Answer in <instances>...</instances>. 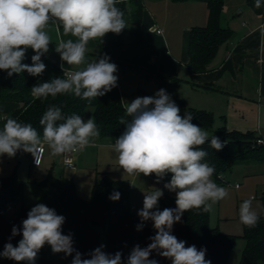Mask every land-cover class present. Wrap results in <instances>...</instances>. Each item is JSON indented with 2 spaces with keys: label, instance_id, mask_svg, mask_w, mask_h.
<instances>
[{
  "label": "clouds",
  "instance_id": "1",
  "mask_svg": "<svg viewBox=\"0 0 264 264\" xmlns=\"http://www.w3.org/2000/svg\"><path fill=\"white\" fill-rule=\"evenodd\" d=\"M118 3L120 0H0V70H6L9 77L25 71L32 76L42 74L46 65L41 57L49 51L52 42L46 29L55 26L59 33L62 26L65 35L77 39L60 40L55 51L62 61L78 70L62 66L65 78L35 85L31 95L35 99H47L72 93L87 100L105 95L117 84V65L110 63L106 55L93 61H86L85 57L90 40L101 39L107 33L120 34L127 27ZM255 6L261 7V0H255ZM260 31L264 36V26ZM29 48L35 52L31 65L22 63ZM124 108L126 116L119 123L125 124L126 129L110 145L117 154L119 167L129 175L154 174L157 183L171 173L164 188L176 194V207L160 211L158 201L163 191L155 188L145 192L138 215L143 221H153L156 234L149 238L151 243L147 247L134 246L126 264H158L155 259H149L153 250L171 264H211L205 259L206 249L186 247L185 241L171 234L173 224L180 222L184 212L193 209L210 212L214 204L228 196L227 189L213 181L215 168L205 162L208 152L200 148L209 141L208 132L191 122L190 112L182 117L164 89L155 96L137 97L124 104ZM39 123L43 126L42 139L30 123L7 119L0 130V155L14 156L22 150L31 153L37 162L43 143L56 156L80 152L100 136L93 118L85 121L77 114L65 117L55 105L48 107ZM210 147L219 151L223 144L212 136ZM109 198L119 200L120 193L114 192ZM252 199L244 200L239 207L240 222L248 228L256 227L259 221ZM64 221L54 209L36 204L22 221V229L12 228V236L22 231L18 246L5 244L0 256L34 264L37 253L47 243L53 253L63 252L66 256L75 253L71 264H124L121 252L110 255L103 250L104 245L90 252V258H83L73 247L71 234H62Z\"/></svg>",
  "mask_w": 264,
  "mask_h": 264
},
{
  "label": "trees",
  "instance_id": "2",
  "mask_svg": "<svg viewBox=\"0 0 264 264\" xmlns=\"http://www.w3.org/2000/svg\"><path fill=\"white\" fill-rule=\"evenodd\" d=\"M174 1L203 2L208 7V23L205 26L194 27L190 31L189 59L186 64L191 74L205 73L210 70L220 47L233 35L230 28L221 26L225 0ZM246 3L255 14L264 16V0H261L259 8L255 6V0H246ZM117 7L124 12L127 27L120 34L107 33L103 38L95 39L98 48L106 46L140 47L143 41L145 0H120ZM33 55L35 52L29 48L22 63L31 65ZM41 60L46 65V69L38 76H32L25 71L20 74L14 73L9 77L6 70H0V102L20 105L11 113L10 118L22 124L30 123L42 139L43 126L39 121L49 106L59 107L65 117L77 114L84 120L87 110L93 108L94 121L101 138L116 140L122 135L126 125L119 121L121 117L126 116L125 103L117 84L105 95L90 100L76 97L72 93L57 94L56 97L49 96L47 99H35L31 95L33 86L50 82L54 78H65L57 60L53 62L47 54L42 56ZM109 62L120 64L117 61L109 60ZM149 74L160 83V89L166 90L170 95L179 107L182 117L190 112L193 124L207 131L214 130L215 119L212 113L189 108L182 99L175 96L174 90L180 83V78L152 72ZM213 132L212 136L218 137L223 144L222 149L217 151L210 147L212 136L200 148L208 152L205 162L214 166L213 176L217 185L228 184L223 175L236 164H264V145L256 144V141L262 138L256 132L229 131L225 127ZM171 175V173L166 174L162 180L170 181ZM149 176L157 180L154 174ZM37 185L48 207L65 218L62 228L66 235L71 234L75 241L74 248L83 255V258H90L88 254L100 247L99 230L102 227H107L108 230L107 253L114 255L116 252H121L124 264L134 246L147 247L151 243L149 238L156 234L154 227L146 225L131 211V185L127 181L114 179L107 174L102 175L95 181L90 199H84L78 195L73 180L52 174L38 182ZM24 188V181L19 179L15 173L0 177V252H3L5 244L10 242L13 246H18L22 239V231L21 234L12 236V228L16 226L22 229V221L27 218L29 211L23 209L11 220L7 217V211L23 196ZM114 192L120 193L119 200L113 201L109 198ZM175 200L176 197L163 194L159 199L158 209L162 211L164 208H175ZM261 201L263 208L258 214L259 221L256 227L248 228L243 225L246 247L240 264H264V193ZM210 223V212L193 209L184 212L180 222L173 224L171 234L180 241L188 240L190 245H195L198 250L206 249L205 259L211 261V264H227L238 237L225 234L219 228H212ZM48 249L49 245L46 243L37 253L34 264H55L48 258ZM74 255L75 253L70 256L71 261ZM149 259H155L158 264H171L169 259L159 255L156 250L152 251ZM5 262L6 264H29L28 261L16 262L8 258H5Z\"/></svg>",
  "mask_w": 264,
  "mask_h": 264
},
{
  "label": "crops",
  "instance_id": "3",
  "mask_svg": "<svg viewBox=\"0 0 264 264\" xmlns=\"http://www.w3.org/2000/svg\"><path fill=\"white\" fill-rule=\"evenodd\" d=\"M246 7H248L246 0H225L221 26L230 28L233 35L220 47L210 70L205 73L191 74L186 66L189 59L188 47L191 29L205 26L208 23L209 10L203 2L150 0L147 5L145 1L142 25L143 41L140 47L106 46L99 49L96 40H90L87 52L92 53L98 59L106 55L110 61L120 62V64H115L117 69L119 67L129 70L137 69L142 79H144V71H147L148 77H154L149 72L177 76L181 81L175 88L174 94L177 98L182 99L187 107L212 113L215 119L214 126L218 120V129L225 127L229 131L256 132L264 139V36L260 31L261 26H264V16L257 15L249 7V9ZM240 9H243V12L241 15H237ZM46 31L52 40L46 54L53 55L61 68L63 66L71 71L78 70L75 66L62 61L60 54L55 51L56 44L60 40L72 39L75 41L77 38L71 34L65 35L62 26L59 33L56 32L55 26H50ZM85 58L88 61L87 56ZM117 86L125 104L128 103L126 98L128 95H131L129 103L137 97H144L142 88L123 86L119 82H117ZM156 87L159 91L160 83L158 81ZM123 91L126 96H123ZM19 106V104L0 102V130L3 129L7 119L11 117V113ZM100 139L109 144L115 143L114 139L101 137ZM95 143L76 154L74 169H67L63 165L64 171L84 174L86 182L91 180L95 182L99 179L102 174L98 173V170L94 175L90 168H86L87 165H90L89 159L92 151L96 150ZM48 152L50 153V149L46 145V154L41 167H33L30 163V168L37 171L42 179H45L48 173L54 169L57 159L63 160L62 155H57L56 159L52 158L51 154L47 157ZM5 157L9 156L0 155V161L3 162ZM32 157L33 155L30 153L31 160ZM2 171H0V175ZM138 176V174L129 175L123 170L117 177L119 180L133 184L144 180ZM146 177L151 180L153 186L154 179L150 176ZM76 187L78 192L77 184ZM42 198L43 201H38V204L42 203L48 207L47 201L43 196ZM22 200L24 203L25 188ZM22 209H25V203L22 205Z\"/></svg>",
  "mask_w": 264,
  "mask_h": 264
},
{
  "label": "rangeland",
  "instance_id": "4",
  "mask_svg": "<svg viewBox=\"0 0 264 264\" xmlns=\"http://www.w3.org/2000/svg\"><path fill=\"white\" fill-rule=\"evenodd\" d=\"M148 5L150 0H145ZM248 8V7H246ZM249 9V8H248ZM243 9H240L237 15H241ZM245 18V17H244ZM246 19V18H245ZM54 27V26H53ZM99 52V51H98ZM88 61L98 60V58L92 53H86ZM152 70V69H151ZM147 71H144V79L140 76V72L137 69L129 70L119 67L116 72L118 77L117 82L122 83L123 86L130 85V87H135L136 89H144L145 96H155L157 92L156 79L154 77H148ZM143 75V74H142ZM124 92V91H123ZM126 96V93H123ZM131 95H128L127 102L129 103ZM93 118V108H89L86 113L85 121ZM218 122V120H217ZM214 126V130L218 129V123ZM209 136L214 134L213 131H207ZM109 141V140H108ZM96 150L92 151L91 158L89 159L90 165L86 168H90L94 175H96V170L102 175H111V177L119 180L122 168L119 167L117 154L110 147L111 144L100 139L95 140ZM111 143V141H109ZM114 144V143H112ZM102 146V147H101ZM51 156L47 153V157ZM58 156H53L56 159ZM30 153L24 152L22 150L17 151L14 156L5 157L3 162L0 161V168L2 171V176H9L16 173L18 178H21L25 183V210L30 211L32 207L38 204V201H43L42 195L38 188V182L42 181L41 175H38L37 171L30 168L31 163ZM64 161L57 159L54 169L48 173L57 177H63L73 180L79 189L80 197L84 199H90L92 196V188L94 185V180L85 181L84 177L86 175L73 174L71 172L64 171ZM3 168V169H2ZM0 170V171H1ZM4 172V173H3ZM104 173V174H103ZM58 174V175H57ZM139 175V174H138ZM228 184L223 185L228 191V196L223 200L217 202L213 205L210 211L211 215V227L219 228V230L228 235L237 236L233 249L231 251L230 257L227 264H240L243 252L246 247V241L243 238L244 227L239 219V207L244 200L249 198L252 199V208L260 214L262 212L263 204L261 201V196L264 193V164H254V163H241L236 164L232 169L223 175ZM143 181L137 183H131V194H130V208L131 211L138 217V212L143 208V200L145 192L154 191L155 188L151 185V180L144 176L143 174L138 176ZM75 180H74V179ZM213 181L216 183V179L212 176ZM128 182V181H127ZM87 183V184H86ZM238 185V188L236 187ZM163 194H169L176 197L174 192H170L167 189H161ZM86 195V196H85ZM23 196L11 206L7 211V217L9 220L13 219L19 213L22 212ZM36 202V203H35ZM159 202V201H158ZM141 219V217H139ZM142 220V219H141ZM143 221V220H142ZM149 227H154L153 221H144ZM100 246L104 245V251L107 253L109 243H108V230L107 227L100 228ZM62 234H65L62 228ZM186 242V247L191 246L188 240H182ZM75 246V241L73 240V247ZM48 258L52 260L55 264H71L70 256H66L63 252L53 253L51 246L48 249ZM0 264H6L5 257L0 256Z\"/></svg>",
  "mask_w": 264,
  "mask_h": 264
},
{
  "label": "built area",
  "instance_id": "5",
  "mask_svg": "<svg viewBox=\"0 0 264 264\" xmlns=\"http://www.w3.org/2000/svg\"><path fill=\"white\" fill-rule=\"evenodd\" d=\"M158 33H161V31H158ZM62 70H63V68H62ZM256 144L263 146L264 145V139H262V138L258 139L256 141ZM46 145H47L46 143H43L41 145V147L43 148V151L40 153L39 159L37 160V162H36L35 157L34 156L32 157V162L31 163H32L33 167H41L42 166L44 158H45V154H46ZM77 153H65V154L62 155L63 156V161H64V166L67 169H74L75 168V156H76ZM156 181L157 180H154L153 184H154V187L158 188V189H165L164 188V184L169 182V181L161 180L159 183H157Z\"/></svg>",
  "mask_w": 264,
  "mask_h": 264
},
{
  "label": "water",
  "instance_id": "6",
  "mask_svg": "<svg viewBox=\"0 0 264 264\" xmlns=\"http://www.w3.org/2000/svg\"><path fill=\"white\" fill-rule=\"evenodd\" d=\"M47 57H48L49 59H51L53 62H56V60H55V58H54L53 55L48 54Z\"/></svg>",
  "mask_w": 264,
  "mask_h": 264
}]
</instances>
